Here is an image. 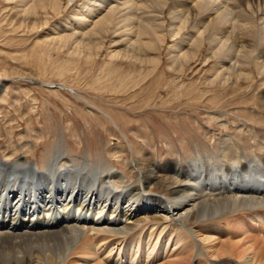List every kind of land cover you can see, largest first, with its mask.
Instances as JSON below:
<instances>
[{"label":"bare ground","instance_id":"obj_1","mask_svg":"<svg viewBox=\"0 0 264 264\" xmlns=\"http://www.w3.org/2000/svg\"><path fill=\"white\" fill-rule=\"evenodd\" d=\"M10 1L27 15L76 3L65 20L49 22L46 42L85 60L109 42L110 60L156 68L167 45L176 71L215 61L211 85L264 82V0ZM224 138L219 154L146 164L133 158L132 182L61 147L43 169L23 155L0 157V264H264V158L242 161L238 142ZM120 149L126 155L123 146L113 151Z\"/></svg>","mask_w":264,"mask_h":264},{"label":"rangeland","instance_id":"obj_2","mask_svg":"<svg viewBox=\"0 0 264 264\" xmlns=\"http://www.w3.org/2000/svg\"><path fill=\"white\" fill-rule=\"evenodd\" d=\"M9 1L0 0V84L5 85L0 92L1 159L23 155L43 169L61 147L67 157L81 156L91 165L101 163L128 176L133 158L146 164L219 154L227 135L238 142L242 161L264 158V82L259 76L223 87L220 81L209 84L215 61H202L208 45L202 48V59L183 72L170 67L167 45L160 48L162 61L156 68L110 60L109 42L99 57L85 60L66 46L46 42L50 23L65 20L76 3L61 13L39 9L36 15H24ZM214 112L223 114L227 124ZM117 146L126 155L113 151ZM233 155H226L229 163ZM130 177L134 179L130 175L128 182Z\"/></svg>","mask_w":264,"mask_h":264}]
</instances>
